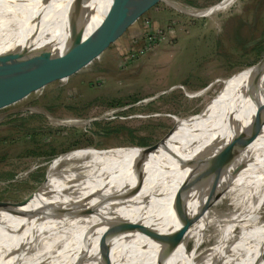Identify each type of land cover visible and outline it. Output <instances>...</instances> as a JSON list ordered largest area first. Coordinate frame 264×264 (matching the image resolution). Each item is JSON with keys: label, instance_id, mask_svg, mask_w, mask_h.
<instances>
[{"label": "bare ground", "instance_id": "obj_1", "mask_svg": "<svg viewBox=\"0 0 264 264\" xmlns=\"http://www.w3.org/2000/svg\"><path fill=\"white\" fill-rule=\"evenodd\" d=\"M107 2L0 0V67L15 46L35 49L34 65L69 51L72 39L97 25ZM263 106L264 61L221 80L201 111L174 117L175 126L150 148L89 146L56 157L32 196L0 202V264H264ZM234 134L243 145H233L213 181L193 184ZM80 158L56 170L62 159ZM56 171L63 184L55 180L47 191ZM209 191L211 205L230 194L231 208L224 215L202 210L195 219ZM183 195L189 222L171 247L181 224L174 205ZM207 222L216 227L214 238L198 248ZM190 237L196 242L188 251Z\"/></svg>", "mask_w": 264, "mask_h": 264}, {"label": "rangeland", "instance_id": "obj_2", "mask_svg": "<svg viewBox=\"0 0 264 264\" xmlns=\"http://www.w3.org/2000/svg\"><path fill=\"white\" fill-rule=\"evenodd\" d=\"M220 1L160 0L87 69L1 108L0 201L32 196L48 181L52 160L62 154L89 146L116 149L140 146L133 144L137 140L156 142L175 126L174 117L198 113L221 80L250 67L252 46L264 43V0H228L202 13ZM152 29L161 33L153 47H145ZM69 140L78 146L66 149ZM50 146L53 154L31 151ZM82 159H62L56 170ZM56 172L47 191L63 184ZM230 201L227 193L209 212L224 215ZM215 228L205 224L198 248L214 238Z\"/></svg>", "mask_w": 264, "mask_h": 264}, {"label": "water", "instance_id": "obj_3", "mask_svg": "<svg viewBox=\"0 0 264 264\" xmlns=\"http://www.w3.org/2000/svg\"><path fill=\"white\" fill-rule=\"evenodd\" d=\"M158 1L160 0H108L99 22L89 33L84 37L78 36L76 40L72 39L71 42L74 43H71L69 51L59 53L39 65L33 64L35 49L24 46L11 48L0 67V109L45 88L47 85H58L60 80L87 69L92 60L98 57L131 23ZM263 61L264 51L256 60L246 66H260ZM156 142L138 147L147 149L154 146ZM236 142L239 146L244 143L237 134H234L218 150L212 152L208 156L206 165L195 177L193 184L206 176H210L213 181L222 159L232 153V147ZM184 195L175 201L176 217L181 221V224L172 235L171 247L180 239L188 226L189 218L184 207ZM214 196L210 191L207 192L195 219L202 210H210ZM190 238L194 241L187 249L188 251L193 249L196 242L194 237ZM260 257L264 263V245L261 248Z\"/></svg>", "mask_w": 264, "mask_h": 264}, {"label": "trees", "instance_id": "obj_4", "mask_svg": "<svg viewBox=\"0 0 264 264\" xmlns=\"http://www.w3.org/2000/svg\"><path fill=\"white\" fill-rule=\"evenodd\" d=\"M264 51V43H257V41H255V45L252 46L251 48V53L252 55L255 57L251 62L249 63H252L254 60H256L261 54L262 52ZM71 132L72 134H75L76 130L75 129H71ZM78 142L77 141H74V140H69L67 143H66V149H69V148H72V147H75V146H78ZM133 144H136V145H146L148 144V142L146 140H137V141H134ZM32 153H42V152H45V153H49V154H53L55 152V149L53 147H49V149H46V150H31Z\"/></svg>", "mask_w": 264, "mask_h": 264}, {"label": "built area", "instance_id": "obj_5", "mask_svg": "<svg viewBox=\"0 0 264 264\" xmlns=\"http://www.w3.org/2000/svg\"><path fill=\"white\" fill-rule=\"evenodd\" d=\"M161 33L160 29H152V32L147 33V36L145 37V47H153L154 44L156 43V38L158 34ZM141 50V49H140Z\"/></svg>", "mask_w": 264, "mask_h": 264}]
</instances>
